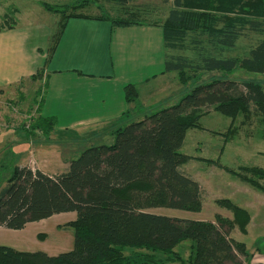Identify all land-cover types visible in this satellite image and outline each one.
<instances>
[{
	"label": "trees",
	"instance_id": "16d2710c",
	"mask_svg": "<svg viewBox=\"0 0 264 264\" xmlns=\"http://www.w3.org/2000/svg\"><path fill=\"white\" fill-rule=\"evenodd\" d=\"M104 1L125 7L133 0ZM172 4L162 23H150L160 25L163 44L168 49L186 48L189 34L193 42H199L195 36L206 35L208 43L221 48L233 47L245 28L260 33L262 38L241 58L201 54L193 63L185 55L166 54L164 71L177 72L183 84L191 79L188 71L193 77L205 71L230 73L237 66L248 72H264V0H172ZM43 7L59 14L58 29L50 37L44 65L71 17L106 20L111 28L144 23L129 13L83 14L68 3H43ZM5 15L8 25L4 28H12L16 24L13 13ZM219 21L220 26L216 25ZM41 70L44 68L29 78H40ZM124 97L127 102H138L135 84L124 86ZM209 107L231 120L239 115H256L264 120V82L227 76L195 82L174 103L154 108L137 120L126 123L129 111H125L111 129V144L85 148L68 161L63 172L47 174L28 165L14 166L0 188V227L20 230L29 222L72 211L76 217L68 225L74 230L73 246L48 255L0 245V264H147L151 259L145 250L171 253L185 240L192 241V255L189 261L177 264H243L241 257L245 262L248 253L230 232L235 225L245 230L247 210L220 200L221 205L232 210L233 218L216 215L214 221L176 218L147 210L154 206L198 209L201 188L181 169L187 159L181 145L188 129L202 127L200 118ZM34 122L30 130H39L45 137L53 130L56 119L39 114ZM234 174L264 192L263 167L242 166ZM152 260L158 262L154 257Z\"/></svg>",
	"mask_w": 264,
	"mask_h": 264
},
{
	"label": "rangeland",
	"instance_id": "374dc122",
	"mask_svg": "<svg viewBox=\"0 0 264 264\" xmlns=\"http://www.w3.org/2000/svg\"><path fill=\"white\" fill-rule=\"evenodd\" d=\"M43 3L52 5H61L64 3L70 5L74 4L77 8L73 10L92 16H103L105 14L120 16L124 13H129L146 24L162 23L167 17L168 11L173 7L172 0H133L129 1L125 7L104 0H0V26L4 29V27L8 25V22L4 21V18L7 16L5 13L10 16L13 13L16 25H18L20 29H32L30 33L35 36V42L41 45L45 44L46 47H48L51 35L58 29L59 14H54L44 9ZM81 3H84V5H81ZM221 24L222 22L219 21L216 25L220 26ZM117 28H113V38L116 36ZM159 36L160 34L158 35L157 33V39ZM192 38L193 35L189 34L185 39L186 48L184 49L166 48L167 55L182 54L193 63L198 59L197 55L201 54L217 57L233 56L241 58L246 56L250 48L261 40L262 35L245 28L231 48H221L220 46L213 47L208 43L206 35L195 36L194 38L199 40V42H193ZM110 53L114 62V69L118 67L121 68L139 59L138 54L131 53L129 46H125L119 51L115 44V40L112 42ZM39 73L40 78H27L20 81V83L0 86V135L5 134V137L10 138V142L12 139L15 140L14 143L9 142V145H15L12 150L14 158L11 160H9V156H5V148H1L0 146V188L11 175L13 167L18 164V162L25 161L23 155L25 152L28 153L27 151H29L32 145L29 143V139H36V145H34L35 154L31 151V155H34L35 161L37 162H41L37 158L41 157V152L39 151L41 146L38 141H43L44 139L48 140L47 143L50 145L49 159L45 162L51 163L49 169H51L54 164L61 167L62 164L68 162L69 159L77 158L81 151L91 145L111 144L113 141V136L109 132H97L85 136H75L73 133L76 131H93L94 128H66L71 126V124H75V121H71V115L68 112L69 105L67 106L65 104V102L69 100L67 96L68 91H59L58 85L52 90L51 88L49 91H47L48 89L46 90L47 92L44 96L45 105L44 107L42 106L47 109L44 110V115H52L57 120L53 130L49 133V136L45 137L40 136L41 132L39 130H36L38 132L30 130V126L35 124V118L38 117L40 113L42 114V107L39 105L44 90L46 89V74L44 70H41ZM188 73H190L191 79L186 84L181 82L177 72L176 74H168L172 75V77L164 79L163 82L165 83L162 87H166V90L157 91L159 96L157 99H153L154 103L151 105H155L153 108H148L139 102H136V104L130 102L127 107H131L128 112L129 120L126 121V123L141 118L145 113H150L154 108L164 107V103L170 100V98L176 101L177 98L195 84V82H201L213 77L225 76L238 80L252 79L264 82V72H248L240 66H237L230 73H225L223 71H205L196 74V77H193L192 71H188ZM122 74L125 75L124 73ZM148 102L149 104L151 103V101H145L143 99V103ZM75 116L76 114H72V118H75ZM219 116L222 117L220 122L215 119ZM243 117V115H239L236 119L231 120L230 117L222 115L209 107L207 108V112L200 118L202 127L188 129L186 131L187 134L186 132L184 134L185 140L183 138L184 144L182 142L181 151L186 154L187 159L181 166L185 172L195 176L204 189H201L202 198L197 210H179L164 206L149 207L147 210L153 213L183 219L214 221L216 215H219L231 220L233 218L232 210L221 205L219 201L228 200L232 204L238 206V204H235L234 198L239 190L237 185H239L240 182L264 194L263 191L253 187L240 178V176L234 174V172L239 171L240 167L254 166L256 162L264 166V156H254L251 152L246 153V151H244L242 155L237 154L238 156H234L239 163L231 162L230 165H224V160H227L230 154L229 151L228 155L226 154V156L224 154L222 158L220 155L216 157H206L202 153H199L200 155H193L194 152L187 146H193L191 141L197 138L201 141L200 144L203 142L205 143L209 136L214 135L213 138L219 141V145L226 141V147L233 150L239 149L240 147L243 148L244 145H247L249 147L252 146L254 152H261V154H264V120L256 115ZM250 138L252 139V145ZM244 148L246 147L244 146ZM211 169H214L213 171L216 173H221L219 176L220 178L226 177L222 173H227L229 176H232L233 179H235L233 181H237V185L232 184L227 186L226 189L221 188L219 177H214L212 179V177H208L205 174L210 172ZM239 173L244 172L240 171ZM208 180H212L211 184ZM261 182L263 183V181ZM247 212L249 214V219L245 225V230H240L238 225L234 224L235 226L230 232V236L243 243L245 246L248 259L244 262L243 257H241L243 264H264L262 260L260 262L258 259L261 254H264V211H262V215L261 213L257 214L252 212L253 219L256 221H252V223L250 220L251 213L248 210ZM75 217V212H61L39 221L29 222L20 230L1 227L0 245L8 246L18 251H41L48 255H56L68 251L73 246L74 237V230L68 223L75 219ZM145 251L149 253L148 258L151 259L147 264H177L179 261L187 262L192 255V241H182L174 247L171 253ZM128 252L130 253L131 251L128 250ZM151 255L158 259L157 263L152 260Z\"/></svg>",
	"mask_w": 264,
	"mask_h": 264
},
{
	"label": "crops",
	"instance_id": "0c3cea01",
	"mask_svg": "<svg viewBox=\"0 0 264 264\" xmlns=\"http://www.w3.org/2000/svg\"><path fill=\"white\" fill-rule=\"evenodd\" d=\"M31 31L32 29H20L16 24L12 28L0 30V86L20 83V81L29 78L30 75L43 67L46 74L45 93L50 88L51 90L54 89L57 85L59 91H68L69 100L65 104L69 105L70 119L75 121V124H71V126L66 128H94L93 131H76L73 133L75 136H85L97 132H109L111 134V129L121 121L122 114L131 108H127L130 102H127L124 97V86L126 84H135L138 91V102L148 108H152L155 106H151L154 103L153 99H157L159 96L157 91L166 90V87H162L165 83L163 82L164 79L172 77V75L168 74H176L175 71H164L167 49L163 44L161 27L158 24L142 23L121 26L117 28L116 36L113 38L112 32L114 29L111 28L108 21L95 18L71 17L67 20L52 56L45 65L47 47L45 44L36 43L34 40L35 36L30 33ZM157 33L158 35L160 34L158 39ZM113 40H115L119 51L125 46H129L131 53L138 54L139 59L121 68L114 69V62L110 53ZM143 99L145 101L149 100L151 103H143ZM171 99H166L168 101L164 104L167 106L174 103L175 100ZM133 104H136V102H133ZM44 105L45 102L42 106L44 107ZM43 107L41 109L42 114H40L42 116H52L44 115V110L47 109ZM72 114H76L75 118H72ZM221 118L219 116L215 119L220 122ZM5 136V134L0 135V146L5 148V156H9L8 158L11 160L14 158L12 150L15 145H9L10 138ZM40 136L42 135L40 134ZM213 136H209L207 141L202 144L197 138L191 141L193 146H187L192 149L193 155L202 153L206 157L220 155L222 158L224 154L228 155L229 151L230 154L228 159L224 160V165L238 162L234 156L237 154L242 155L244 151L246 153L251 152L254 156H264L261 152H254L252 146L244 145L246 148L243 146V148H234L236 150H233L226 147V141L219 145V141L215 140ZM29 140L32 145L27 151L28 153L25 152L23 155L25 161L18 162L17 166L28 165L32 169H39L47 174L65 171L68 162L62 164L61 167L54 164L51 169H49L51 163L45 162L49 159L50 150L47 139L38 141L41 146L39 150L41 157L37 158L41 162L35 161L34 155H31V151L35 154L34 145H36V139ZM250 141L252 145L251 138ZM14 142L15 140L12 139L10 143ZM15 157L18 158L17 156ZM254 165L261 166L258 162ZM181 169L185 174L195 179L199 183L200 188L203 189L195 176L185 172L182 167ZM213 170L211 169L210 172L205 174L208 177H212V179L221 175V173H216ZM222 174L226 177H219L221 188L226 189L227 186L232 184L237 185V181H233L235 179L232 176L227 173ZM211 181L208 180L210 184ZM237 186L239 190L234 202L251 213L250 220L252 223L254 221L252 212L261 213L262 215V211H264V194L252 189L243 182H240ZM258 259L260 262L261 260L264 262V254H261Z\"/></svg>",
	"mask_w": 264,
	"mask_h": 264
}]
</instances>
